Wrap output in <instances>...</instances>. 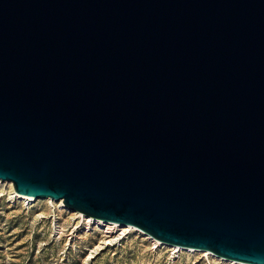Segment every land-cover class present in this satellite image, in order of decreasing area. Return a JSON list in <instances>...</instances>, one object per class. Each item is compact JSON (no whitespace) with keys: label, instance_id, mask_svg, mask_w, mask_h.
Here are the masks:
<instances>
[{"label":"water","instance_id":"water-1","mask_svg":"<svg viewBox=\"0 0 264 264\" xmlns=\"http://www.w3.org/2000/svg\"><path fill=\"white\" fill-rule=\"evenodd\" d=\"M0 180L264 264V0H0Z\"/></svg>","mask_w":264,"mask_h":264},{"label":"rangeland","instance_id":"rangeland-1","mask_svg":"<svg viewBox=\"0 0 264 264\" xmlns=\"http://www.w3.org/2000/svg\"><path fill=\"white\" fill-rule=\"evenodd\" d=\"M0 264H232L155 244L138 230L89 224L57 202L15 199L0 184Z\"/></svg>","mask_w":264,"mask_h":264},{"label":"bare ground","instance_id":"bare-ground-1","mask_svg":"<svg viewBox=\"0 0 264 264\" xmlns=\"http://www.w3.org/2000/svg\"><path fill=\"white\" fill-rule=\"evenodd\" d=\"M9 184L10 188H11V194L14 196V198L16 199H21V200H25L30 202H35L37 200L43 199V200H47V201H52V202H57L59 204V206H61L62 208H65L66 210L70 211V212H74L82 217H86V220L89 221V224H97L98 226H102L105 229V232L108 233L109 235H112L115 231H131L133 229L138 230L140 233H142L143 235H145V237L149 238L150 240H152L155 244H159V245H164L170 248H174V250H176V252L178 250H187L190 252H203L206 255H212L215 258L225 261V262H229L232 264H246V263H241V262H236V261H232V260H228L226 258L220 257L218 255H216L215 253L211 252V251H205V250H197V249H192V248H183L180 246H175V245H170V244H166L163 243L155 238H153L152 236H150L149 234H147L146 232H144L143 230L132 226V225H123L120 223H115V222H110V221H105V220H101V219H96L94 217H91L89 215H86L80 211L74 210L68 206L65 205L64 201L62 199L60 200H56V199H52L50 197H33V196H28V195H24V194H20L18 193L15 188L14 185L11 181H3L0 180V184Z\"/></svg>","mask_w":264,"mask_h":264}]
</instances>
